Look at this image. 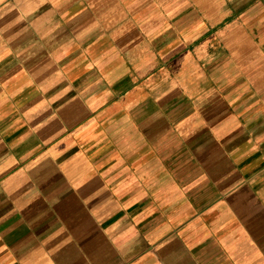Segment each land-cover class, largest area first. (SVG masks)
<instances>
[{"label":"crops","instance_id":"obj_1","mask_svg":"<svg viewBox=\"0 0 264 264\" xmlns=\"http://www.w3.org/2000/svg\"><path fill=\"white\" fill-rule=\"evenodd\" d=\"M126 1L0 0V264H264V0Z\"/></svg>","mask_w":264,"mask_h":264},{"label":"rangeland","instance_id":"obj_2","mask_svg":"<svg viewBox=\"0 0 264 264\" xmlns=\"http://www.w3.org/2000/svg\"><path fill=\"white\" fill-rule=\"evenodd\" d=\"M126 2L129 3L130 1L127 0ZM129 7H130L129 11H131V12L133 11V9H135V6H133V5H131V6H129ZM147 7H148V6H147ZM147 7H146V8H147ZM136 8H137V7H136ZM146 8H145V9H146ZM159 8H161V7H159ZM127 11H128V10H127ZM143 11H144V10H143Z\"/></svg>","mask_w":264,"mask_h":264}]
</instances>
